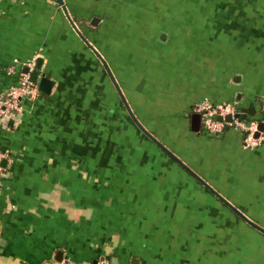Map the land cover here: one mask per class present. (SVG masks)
<instances>
[{"label":"crops","instance_id":"obj_1","mask_svg":"<svg viewBox=\"0 0 264 264\" xmlns=\"http://www.w3.org/2000/svg\"><path fill=\"white\" fill-rule=\"evenodd\" d=\"M38 57L50 93L0 121V264H264L128 111L264 230V140L191 127L204 98L264 109V0H0V93Z\"/></svg>","mask_w":264,"mask_h":264},{"label":"built area","instance_id":"obj_2","mask_svg":"<svg viewBox=\"0 0 264 264\" xmlns=\"http://www.w3.org/2000/svg\"><path fill=\"white\" fill-rule=\"evenodd\" d=\"M17 60L10 65L5 73L7 75L17 74L15 81L7 86L0 93V121L13 117L21 111V101L23 98L33 99L38 96L39 90L36 82L30 80L29 72L35 67V59L24 63L23 67L28 68L24 73L17 69ZM193 111L200 114L202 129L211 135H219L225 128L231 127L238 130L242 136V143L245 147L252 148L259 145L264 140V128L259 130V122L255 120H243L241 112L235 103H213L204 98L193 106ZM229 115L230 120L226 121L225 116ZM220 118V119H219ZM257 133V135H256ZM5 151H0V185L2 179L1 160L6 157ZM59 264H75L73 262H60ZM79 264H109L107 262L91 263L89 261Z\"/></svg>","mask_w":264,"mask_h":264},{"label":"water","instance_id":"obj_3","mask_svg":"<svg viewBox=\"0 0 264 264\" xmlns=\"http://www.w3.org/2000/svg\"><path fill=\"white\" fill-rule=\"evenodd\" d=\"M68 19L70 22L71 19L68 16V13H66ZM41 65H42V58L38 57L35 59V67L33 70L29 72L30 80L37 83L38 90L41 93L49 94L54 82L45 76L40 74L41 71ZM22 72L27 73L28 68L23 67ZM128 111L133 118L134 122L137 124V126L140 128V130L147 135L156 145H158L163 151H165L171 158H173L176 162H178L184 169H186L189 173H191L196 179H198L211 193H213L218 199H220L223 203H225L231 210H233L235 213H237L242 219H244L247 223L254 226L256 229L264 233V230L260 228L259 226L255 225L248 217L243 215L240 211H238L235 207H233L229 202H227L221 195H219L212 187H210L208 184H206L201 178H199L192 170L188 168L181 160H179L172 152H170L164 145H162L155 137H153L149 132H147L140 123L135 119L134 115L131 113L130 109L128 108ZM242 117L245 115H241ZM220 119V118H219ZM226 121L230 120V116L227 115L224 117ZM191 127L194 131H198L200 127V114L194 113L191 116ZM264 128V123H259V130H262ZM257 135V133H256ZM116 264V263H112Z\"/></svg>","mask_w":264,"mask_h":264},{"label":"trees","instance_id":"obj_4","mask_svg":"<svg viewBox=\"0 0 264 264\" xmlns=\"http://www.w3.org/2000/svg\"><path fill=\"white\" fill-rule=\"evenodd\" d=\"M238 110L241 112V115H245L242 117L243 120H255L259 123H264V109L255 108L253 103L247 107Z\"/></svg>","mask_w":264,"mask_h":264}]
</instances>
